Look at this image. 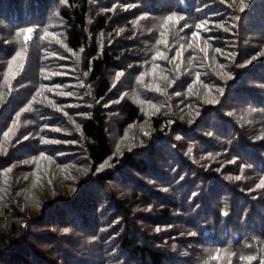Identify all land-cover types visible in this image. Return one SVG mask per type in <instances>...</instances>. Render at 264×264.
I'll return each instance as SVG.
<instances>
[{
    "label": "trees",
    "instance_id": "1",
    "mask_svg": "<svg viewBox=\"0 0 264 264\" xmlns=\"http://www.w3.org/2000/svg\"><path fill=\"white\" fill-rule=\"evenodd\" d=\"M0 264H264V0H0Z\"/></svg>",
    "mask_w": 264,
    "mask_h": 264
},
{
    "label": "snow or ice",
    "instance_id": "2",
    "mask_svg": "<svg viewBox=\"0 0 264 264\" xmlns=\"http://www.w3.org/2000/svg\"><path fill=\"white\" fill-rule=\"evenodd\" d=\"M27 31H28V32H32L33 30H32V29H27ZM193 35H196V34H195V33H193ZM25 39L27 40V39H28V37L26 36V37H25ZM217 51H218V50H217ZM41 155H43V154H41ZM237 179H239V177H237Z\"/></svg>",
    "mask_w": 264,
    "mask_h": 264
}]
</instances>
